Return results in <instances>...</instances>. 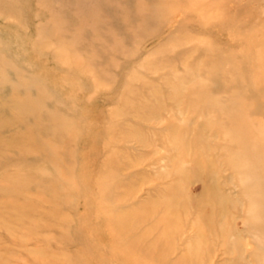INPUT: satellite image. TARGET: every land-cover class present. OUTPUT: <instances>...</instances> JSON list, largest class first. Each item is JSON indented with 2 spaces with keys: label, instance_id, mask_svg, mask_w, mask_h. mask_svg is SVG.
<instances>
[{
  "label": "rangeland",
  "instance_id": "374dc122",
  "mask_svg": "<svg viewBox=\"0 0 264 264\" xmlns=\"http://www.w3.org/2000/svg\"><path fill=\"white\" fill-rule=\"evenodd\" d=\"M0 264H264V0H0Z\"/></svg>",
  "mask_w": 264,
  "mask_h": 264
},
{
  "label": "bare ground",
  "instance_id": "6f19581e",
  "mask_svg": "<svg viewBox=\"0 0 264 264\" xmlns=\"http://www.w3.org/2000/svg\"><path fill=\"white\" fill-rule=\"evenodd\" d=\"M125 219V218H124Z\"/></svg>",
  "mask_w": 264,
  "mask_h": 264
}]
</instances>
